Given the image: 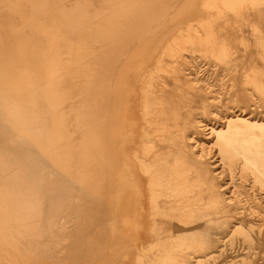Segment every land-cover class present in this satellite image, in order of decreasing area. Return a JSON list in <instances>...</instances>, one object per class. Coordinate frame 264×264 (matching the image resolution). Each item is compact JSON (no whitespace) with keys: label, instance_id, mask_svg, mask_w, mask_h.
<instances>
[{"label":"bare ground","instance_id":"bare-ground-1","mask_svg":"<svg viewBox=\"0 0 264 264\" xmlns=\"http://www.w3.org/2000/svg\"><path fill=\"white\" fill-rule=\"evenodd\" d=\"M0 264H264V0H0Z\"/></svg>","mask_w":264,"mask_h":264},{"label":"rangeland","instance_id":"rangeland-1","mask_svg":"<svg viewBox=\"0 0 264 264\" xmlns=\"http://www.w3.org/2000/svg\"><path fill=\"white\" fill-rule=\"evenodd\" d=\"M202 71H204V68L202 67Z\"/></svg>","mask_w":264,"mask_h":264}]
</instances>
